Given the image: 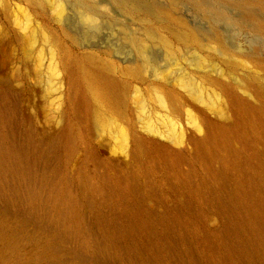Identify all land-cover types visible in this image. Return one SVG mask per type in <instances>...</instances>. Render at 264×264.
Returning <instances> with one entry per match:
<instances>
[{
    "label": "rangeland",
    "instance_id": "374dc122",
    "mask_svg": "<svg viewBox=\"0 0 264 264\" xmlns=\"http://www.w3.org/2000/svg\"><path fill=\"white\" fill-rule=\"evenodd\" d=\"M64 1L60 12L0 0V135L27 151L11 168L29 195L14 205L0 189V228L13 237L0 240V264H133V254L150 264L158 253L163 264H241L225 194L255 191L264 219V184L248 181L264 170V35L240 22L248 9L88 0L97 20L86 22ZM218 127L227 145L207 140ZM230 159L240 166L213 191Z\"/></svg>",
    "mask_w": 264,
    "mask_h": 264
},
{
    "label": "bare ground",
    "instance_id": "6f19581e",
    "mask_svg": "<svg viewBox=\"0 0 264 264\" xmlns=\"http://www.w3.org/2000/svg\"><path fill=\"white\" fill-rule=\"evenodd\" d=\"M50 4H55L56 8L59 9L61 12L64 10V0H47ZM88 0H76L77 7L79 10V13L81 17L86 22H94L97 20V15L94 10L89 8V5H87ZM117 2L124 3L125 9L131 11L134 10L132 7L125 1V0H116ZM175 1V0H171ZM201 1V0H199ZM234 2V4L238 7L247 8L248 11L244 15V18L240 20L241 23L246 22V20H250V22L253 21V28L260 34L264 35V20L259 19L254 12H251L249 7L251 4H258L262 7L264 10V0H231ZM147 3V2H146ZM95 5V4H94ZM136 6V4H135ZM134 8V7H133ZM137 9V8H136ZM157 15H164L168 16L170 18H173V14L164 7H157L156 10ZM154 11V13H155ZM180 23H183V21H179ZM217 33V32H216ZM132 34V33H131ZM146 35H149L150 38H153L152 32L146 30ZM217 35V34H216ZM215 35V36H216ZM133 36V35H132ZM217 37V36H216ZM219 37V35H218ZM134 42L138 44V40H142V38H138L136 36H133ZM158 40L162 42L164 45H167L170 47V42L167 38L159 37ZM88 77L91 78V83L93 84L94 80L97 78H100L101 83L109 89L110 91L114 90L115 86V80L110 76H105L106 71L96 69L92 70L89 69ZM89 83V84H91ZM163 100L166 102L168 99L165 97H162ZM199 99H201V96H198ZM245 119V118H244ZM216 136L212 139L211 136L208 137L207 140L212 145H227L229 143V140L225 137L223 128L218 127L216 130ZM204 141V140H203ZM252 155V154H251ZM27 156L26 153L22 152V149L18 147V150L13 147L12 144H8L5 142L4 138L0 135V179L4 183L2 186H0V189L3 191V197L5 200H7L9 203L18 205L20 204V199L26 198L28 195L27 189L22 184V179L24 176V172L20 171V168H16V166L19 164L21 160H25ZM249 157V156H248ZM30 160L33 161L31 157H29ZM231 161H227L223 168L220 175H217L210 181L212 185L214 184V190H216L219 185H224L227 183V178L230 174H233L236 169L240 166L239 162L235 159H230ZM11 163L16 165L15 170H12ZM222 178V179H220ZM219 180H223L221 182H218ZM253 185L256 184H264V170L258 168V172L256 174V177L251 178V180H248ZM1 182V183H2ZM220 188V187H219ZM256 195L255 191H245V188L242 184L234 185L228 194H225L223 207H225V210L230 213V224H231V230L233 233V244L230 247L231 253L233 255L238 254L242 258L241 264H264V219H257V211L258 208L262 207V204L259 202H253V196ZM256 200V199H255ZM257 201V200H256ZM61 220L66 221L69 216L66 212L61 211ZM155 222V221H154ZM141 224V223H140ZM149 227L151 230H153L151 224H149ZM107 239H114L118 238V235L111 233L106 235ZM12 235L10 232L3 230L0 228V240L4 243H10L12 242ZM136 251L135 249H133ZM1 252V250H0ZM133 254V253H132ZM125 256H128V254L124 253ZM133 256L132 263L133 264H143L140 261V256L137 254V256ZM153 259V258H152ZM164 259L161 254L158 253V256L153 259V261L150 264H163Z\"/></svg>",
    "mask_w": 264,
    "mask_h": 264
}]
</instances>
